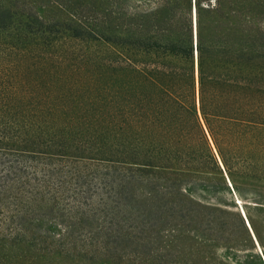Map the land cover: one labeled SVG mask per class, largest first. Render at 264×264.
<instances>
[{
  "label": "trees",
  "instance_id": "16d2710c",
  "mask_svg": "<svg viewBox=\"0 0 264 264\" xmlns=\"http://www.w3.org/2000/svg\"><path fill=\"white\" fill-rule=\"evenodd\" d=\"M66 40L93 49L110 80L108 129L92 133L108 157L56 143V114L41 109L56 97L26 79L62 59ZM0 155V232L48 209L56 223L86 222L102 251L169 222L189 233L187 264H211L205 246L240 245L227 212L192 200L205 187L189 172H212L229 188L227 176L249 255L264 264L233 189L235 177L264 180V0H0ZM23 242L0 239V264H30Z\"/></svg>",
  "mask_w": 264,
  "mask_h": 264
},
{
  "label": "rangeland",
  "instance_id": "374dc122",
  "mask_svg": "<svg viewBox=\"0 0 264 264\" xmlns=\"http://www.w3.org/2000/svg\"><path fill=\"white\" fill-rule=\"evenodd\" d=\"M53 10L48 9L50 13H56ZM93 52V49L86 47L80 40H66L61 49L56 48V54L61 53L62 59H56V64L40 66L41 71L37 73L42 74L40 77L30 74L26 79L32 84L39 83L40 88L44 89L40 93L56 97V106L41 108L44 113L52 111L56 114V122L50 124L56 128V143L83 147V155L98 159L110 155L105 154L106 152L97 155L94 152L96 150L92 149L102 147L104 151L105 141H108L107 138L103 139L98 135L99 138L92 133L108 129L104 117L110 110V80L105 77L101 63L89 60L93 57ZM113 98L117 111L118 97L116 95ZM59 131L64 132V137L58 134ZM100 139H103V143ZM113 142L118 143L116 140ZM255 158L264 160V155ZM6 159L7 157L0 155V162L4 163ZM5 174L0 168V177ZM189 174V179L199 181L205 187H194L192 200L227 212V217L236 229V239L238 243L240 241L239 246L232 248H225V245L205 246V254L212 255L211 264H234L235 261L240 264H260L254 249L256 257L249 255V243L244 241L245 232L237 218L240 215L239 208L233 199V193L223 183L222 176L202 171ZM233 189L241 200L237 201L241 203L244 213L251 218L264 240V180L235 177ZM58 221L56 223V211L46 209L30 212L28 220L21 222L22 228L18 230V234L5 231L3 227L0 239L6 237L7 240L24 241L30 264H35L34 261H37L36 264H56V260L60 259L57 253L59 251L67 255L63 264H187L184 246L189 242L186 237L189 233L179 224L177 229L182 234L172 229L169 222L159 223L138 229L142 234L135 236L134 242L121 237L105 239V246L108 248L101 251L96 250L99 238L85 237L89 230L86 222L81 220V223L75 224L61 218ZM89 258L96 259V262Z\"/></svg>",
  "mask_w": 264,
  "mask_h": 264
},
{
  "label": "water",
  "instance_id": "95a60500",
  "mask_svg": "<svg viewBox=\"0 0 264 264\" xmlns=\"http://www.w3.org/2000/svg\"><path fill=\"white\" fill-rule=\"evenodd\" d=\"M218 160H219V159H218ZM219 164H220V166H221V168H222V171L224 172L223 167H222V164L220 163V160H219ZM225 177H226L227 183H228V185H229V188L231 189V192L233 193L232 188H231V185H230V183H229V180H228L227 176H225ZM243 218H244V215H243ZM244 219H245V218H244ZM245 223H246L247 227H248L249 230H250V227L248 226V224H247V222H246V219H245ZM252 237H253V240L255 241V245H256L257 249L259 250L258 244H257V242H256V240H255V238H254V236H252ZM259 252H260V250H259Z\"/></svg>",
  "mask_w": 264,
  "mask_h": 264
},
{
  "label": "bare ground",
  "instance_id": "6f19581e",
  "mask_svg": "<svg viewBox=\"0 0 264 264\" xmlns=\"http://www.w3.org/2000/svg\"><path fill=\"white\" fill-rule=\"evenodd\" d=\"M250 227V226H249Z\"/></svg>",
  "mask_w": 264,
  "mask_h": 264
}]
</instances>
